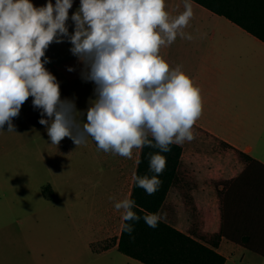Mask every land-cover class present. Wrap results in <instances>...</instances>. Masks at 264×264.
Wrapping results in <instances>:
<instances>
[{
    "label": "clouds",
    "instance_id": "clouds-1",
    "mask_svg": "<svg viewBox=\"0 0 264 264\" xmlns=\"http://www.w3.org/2000/svg\"><path fill=\"white\" fill-rule=\"evenodd\" d=\"M80 5L69 34L73 0H55V5L48 0L39 8L31 0H0V129L7 124V132L15 133L12 119L32 97L33 107L48 117L39 123L47 127L51 144L68 137L79 146L91 137L99 150L128 159L133 149L157 148L148 154L154 175L135 177L136 186L152 195L166 166L160 153L195 139L193 125L203 112L200 88L160 55L178 36L193 39L184 31L194 15L192 0H184L185 10L175 17L165 10V0H80ZM65 38L84 65L82 78L95 85L86 123L74 99L61 100L60 85L45 68L46 49ZM114 207L122 210L121 229L131 237L141 219L133 211L135 200L126 197ZM143 219L155 228L161 214Z\"/></svg>",
    "mask_w": 264,
    "mask_h": 264
},
{
    "label": "rangeland",
    "instance_id": "rangeland-1",
    "mask_svg": "<svg viewBox=\"0 0 264 264\" xmlns=\"http://www.w3.org/2000/svg\"><path fill=\"white\" fill-rule=\"evenodd\" d=\"M72 14L69 10V34L75 27ZM70 48L66 38L63 43L50 44L45 51L50 62L45 68L56 77L61 100L74 99L77 110L84 113L80 119L86 123L89 100L96 98L95 85L82 78L84 65ZM32 100L29 97L19 116L12 119L15 133L7 132V124L0 129V264H142L117 250L107 255L91 250L90 242L96 237L89 212L95 193L102 180L112 179L116 171L99 160L101 150L91 137L79 146L68 137L58 145L51 144L47 127L39 123L48 117L41 116L42 109L34 108ZM193 131L198 133L194 127ZM180 145L182 163L193 161L191 168L182 166L180 192L195 178L213 186L236 175L243 166L236 153L215 140L196 136ZM110 159L114 164L113 157ZM44 188L52 198L46 197ZM205 226L206 230L210 227L209 221ZM220 251L227 258L225 264H264V256L227 241Z\"/></svg>",
    "mask_w": 264,
    "mask_h": 264
},
{
    "label": "crops",
    "instance_id": "crops-1",
    "mask_svg": "<svg viewBox=\"0 0 264 264\" xmlns=\"http://www.w3.org/2000/svg\"><path fill=\"white\" fill-rule=\"evenodd\" d=\"M47 2L31 0L37 8ZM165 4L171 17L185 10L184 0H165ZM79 6L80 0H73L70 10L75 13ZM192 8L193 18L184 31L193 39L178 36L172 45L160 49V55L172 68L180 66L201 90L203 112L193 125L198 131L195 137L215 140L221 147L225 143L264 164V42L196 2L192 1ZM68 45L72 47L69 42ZM94 145L98 148L95 142ZM225 149L235 153L232 148ZM140 151L141 148L136 149L128 159L101 150L99 160L116 173L112 179L102 180L101 189L95 193L89 225L96 238L90 248L110 238L115 243L107 249L92 250L98 255L117 250L123 220L122 210L117 211L114 205L131 196ZM192 162L182 163L183 168H191ZM243 168L244 165L236 175L222 180L236 177ZM180 189L170 190L165 200L168 222L184 233L210 237L219 223L214 186L195 178L189 186L185 184L183 192ZM208 221L210 227L206 230ZM224 241L227 240L222 239L219 244V253Z\"/></svg>",
    "mask_w": 264,
    "mask_h": 264
},
{
    "label": "trees",
    "instance_id": "trees-1",
    "mask_svg": "<svg viewBox=\"0 0 264 264\" xmlns=\"http://www.w3.org/2000/svg\"><path fill=\"white\" fill-rule=\"evenodd\" d=\"M192 1L229 19L264 42V0ZM149 139H152L151 136ZM221 144L234 150L244 168L236 177L221 179L213 185L219 201V223L210 237L184 233L171 225L166 216L165 200L169 191L181 188L184 182L182 146L172 144L169 152L160 153L166 158V166L159 176L162 184L152 195L136 186L135 177L154 175L149 171L148 154H155L159 149L148 146L141 148L130 196L138 206L133 211L141 219L134 223L135 230L131 237L121 229L117 243L120 253L143 264H225V257L218 252L221 240L225 239L264 256V164L225 143ZM42 192L47 198H52V193L46 194L45 188ZM149 213L161 214L155 228L149 227L143 219ZM114 243L115 239L110 238L98 248L92 245V250L107 249Z\"/></svg>",
    "mask_w": 264,
    "mask_h": 264
}]
</instances>
